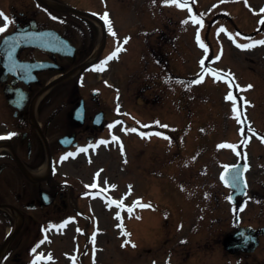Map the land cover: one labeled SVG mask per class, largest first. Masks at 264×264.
Segmentation results:
<instances>
[{
    "label": "rangeland",
    "instance_id": "rangeland-1",
    "mask_svg": "<svg viewBox=\"0 0 264 264\" xmlns=\"http://www.w3.org/2000/svg\"><path fill=\"white\" fill-rule=\"evenodd\" d=\"M110 5L113 4V0H107ZM136 1V0H133ZM121 0H116L117 4H120ZM96 5L101 6L102 0H97ZM116 5V4H115ZM160 5H163L165 7H168L169 4L165 3V0H160ZM172 6L176 9H179L185 16L186 20L190 14V11L188 8H180V6L172 4ZM203 8L200 7V20L204 22L206 25V33L208 32V25L210 23V20L215 19V15L220 13L221 17L216 19L214 22L215 29L212 31L210 30V34L206 36L207 43L213 42L214 47H209L208 49L214 50L215 53V59L217 61L218 67L232 77L234 82L237 84H242L247 90L246 94H243L245 97H249L253 94L252 90L256 89L257 86H259V83H264V77L261 74L260 69L262 70V62H256L259 68L258 71L252 70L250 63H248V66L246 68H243L240 64V59H247L250 57V53L242 56L245 49L244 47H240L241 44H250L252 43V39H241L237 38L236 34L232 28V23L234 20H236V16H234V8L237 6L235 3L231 2L230 0H204ZM161 7V6H159ZM248 10L249 8H245ZM233 12V13H232ZM251 12V11H250ZM171 13L174 17V19H181L182 15L176 11L171 10L161 13L160 20H163V14ZM134 16H131V19H121L120 22V32L125 33L129 31V27L127 29L125 28V24H128L132 27H134L136 21H145L146 19H143L149 15V11L145 9L139 8L138 11L132 13ZM245 18L248 16V13H244ZM117 16V15H116ZM207 16H210V19L207 18ZM245 18L242 16H237L236 22L240 26H245ZM251 24H255L259 22L258 16L254 17L250 15ZM234 28L236 27L235 24H233ZM215 34V35H214ZM194 35V31L190 30V38L192 40V37ZM234 35V36H233ZM211 39V41H210ZM215 40L217 41V45L215 43ZM193 42V41H192ZM137 42L131 45L132 49L130 51V54L132 53V56H134L137 45ZM193 45V44H192ZM259 51H256L255 55L256 58L252 60L258 59V57H261V53H264V45L263 46H257V49ZM199 52H201L198 49H194L192 47L190 57L185 62V66H187L191 69V72H194L197 74L198 77L194 78L197 82L200 81V78L205 79L206 84H199L196 81L190 79L191 72L184 69L183 71H172L173 75L178 74L180 77H183L186 79V81H181L185 84V86L190 85V90L188 93V96L185 97L184 105L187 108V112H185V115H189V119H187L188 124L190 123L191 129L188 130L189 125L186 124V131H188V139L191 143H193V140H195V135L199 132L204 133L202 135V146L206 148L208 152L210 149L215 151V142L217 139L222 138L223 143L226 144V147H223L222 149V155H223V162L222 166L226 162L231 161V151L229 148L231 134H232V127L234 122V104L236 103H230L225 102L223 103L222 99L225 101L226 95L228 93V90H232V94L234 93V87L230 86L232 85L228 81L220 80H213L210 78L208 73L202 72V65L199 64L200 60L198 61ZM129 54V55H130ZM129 55H126L121 61L116 62L113 64L111 69V76L110 80H112L116 85L111 84V90H110V100L113 102L114 100L118 99L119 89L121 88L122 91H125V94L123 96H120L121 99L126 100L128 113L132 115H137L142 119L143 125H149L154 122H157V120L161 121L160 123L172 122L174 123L172 126V129H179V126L182 127L184 125V119L182 117V113L178 112L174 107H176V104L178 103L177 99L179 96L182 95L183 85H180V89L178 87H170L166 82L163 84H157V89L152 87L149 91H139L138 85L140 83H144L146 80L149 79L148 74L144 72L142 67L139 65L138 62L133 63L130 62L127 57ZM240 55V56H239ZM214 57V56H213ZM219 57V59H217ZM177 61L172 60V64L174 66H179V64L176 63ZM254 62V61H252ZM162 63V65H164ZM156 66V65H155ZM180 66H183L180 64ZM160 68V66H156ZM157 68H153L152 70V78L155 76V71ZM264 71V70H263ZM169 73V71H167ZM231 73V74H230ZM109 75H106L108 77ZM104 78V79H105ZM210 79L212 81H210ZM170 81H174V79H170ZM213 84H212V83ZM95 83H100L95 79ZM222 84V85H221ZM247 85H252V87H247ZM239 90V89H238ZM260 89H257L255 92L258 93ZM241 92V90H239ZM147 92V96L145 93ZM55 95L60 94L61 91L58 89L54 91ZM264 93V89L262 91ZM106 94V90L104 92V95ZM142 94L143 97H146L145 102L147 103L145 106L140 105L137 102L138 96ZM152 94H154L158 98H153ZM159 94V95H158ZM163 95L160 97V95ZM114 99V100H113ZM260 101V99L258 98ZM257 100V101H258ZM152 101L151 104L149 102ZM141 107V108H140ZM218 107L220 108V111L218 110ZM261 107V106H260ZM259 107V108H260ZM188 108L190 110L188 111ZM263 108V107H262ZM133 110V111H132ZM143 110V111H142ZM190 111L192 113H190ZM134 112V113H133ZM143 112V114H142ZM251 113L253 117L259 116L261 112L259 109L253 108L251 110ZM219 114H222L221 116ZM174 115L178 117V120L174 118ZM257 118V117H256ZM183 121V122H182ZM186 121V122H187ZM177 122V123H176ZM171 123V124H172ZM133 129V125H131ZM116 131H112L113 127H111V134H110V147L111 151L107 152L108 150L104 148V146L100 149V153L93 156V161H88L86 156H79L78 165H77V172H78V178L84 179L88 181H92V178L99 176L102 174V179H99V182H97L100 185H104L103 182L111 184L112 181H115L119 183V186L111 187V191L114 192L116 195H120V192L127 191L128 189H133V184H135V178H134V168L136 167L135 164V154L139 146V142L136 140L135 136H131L128 138V151L130 153V161H132V164H128L124 166V169H122V157L121 154L118 151L117 147V140L114 139V137H117L119 134L123 133V130L120 127H115ZM223 128V129H222ZM131 129V130H132ZM158 135L161 134L164 136L163 133L166 132L165 126H158L157 127ZM190 132V133H189ZM165 137V136H164ZM156 145L153 147L155 151L161 152L164 150V144L162 140H156ZM137 143V144H136ZM185 151H190L192 149L193 152V146L190 144L185 145ZM214 146V149H213ZM96 158L97 161L94 159ZM205 165H203L204 169H214L216 167L215 162L213 163L212 158V151L210 152L209 156H204ZM135 164V165H134ZM217 169V167L215 168ZM214 169V170H215ZM73 170L74 167L69 165V171ZM213 171V170H211ZM212 175H207L208 180L211 179ZM95 181V180H94ZM133 181V182H132ZM178 183H182V181H178ZM183 185V184H182ZM215 189H216V184ZM136 186V184H135ZM121 188V189H120ZM159 188V187H158ZM135 195L137 192L134 193ZM141 198L139 201L138 206L135 208V211L132 215V218H129L128 226L131 228L130 230V237L131 241L126 242L125 239L120 235L121 231L117 227V220L114 218L112 214H110L111 219H107L106 217H102V224L103 229L99 227V229H102V231L109 228L111 225V229L109 231V236L111 241H107L106 244H104L102 241V244L95 243L92 241V236L94 234V225L89 229L88 234H90V244L86 240L83 242L81 248L73 255V259L78 262V264H91V250L93 246H105V250L103 251L102 248L100 249V255H102L103 262L108 264H139V261L134 258L136 257L140 251H144V249H147L149 247H156L159 244L162 243V246H158V249H154V252H157L154 254L157 258L160 259V264H167V261L165 260V254L164 249H170L172 246L173 249L170 251H173L170 256L167 258L172 259V264H231L230 262H234L236 259L239 260V264H245L246 258H242V256H235L234 259L230 260L229 257L225 256V253H222L220 249H215L210 252H202L197 249L196 244H192V248H187V244L182 245L178 241L183 240L185 237H190L192 234L191 232L186 231V233H183L182 231H179L177 233L176 227L181 226L180 220L184 221L185 226L189 225L190 221H188L186 218H183V215L185 213V210L183 207H181V218H178L175 214H173L172 208H176V205L180 204H186V201L183 202V200H178L177 198L175 200H171L172 202H168L167 200H164L163 197L157 196L155 194H151L147 191L146 187L141 188ZM228 194V190H227ZM171 206H170V205ZM143 205H150L148 207H145ZM106 214V212H104ZM111 220V221H110ZM191 225V223H190ZM184 226V227H185ZM180 229H183V227H180ZM179 229V230H180ZM185 229H187L185 227ZM120 232V233H119ZM81 234V231H80ZM88 234H83L84 238L88 237ZM168 235H172L171 242L167 245H164L163 242L165 238H168ZM184 237V238H183ZM192 237V236H191ZM106 240V238H105ZM106 242V241H105ZM191 242L193 243L194 241ZM107 246L110 247L107 248ZM116 248V249H113ZM160 252V253H159ZM119 254L121 256H119ZM129 255H131L133 258H129ZM112 256V257H111ZM140 258L142 257L139 255ZM151 254H147L144 252L142 261L145 264L149 263L151 258ZM191 259L189 261H185L187 259ZM241 258V259H239ZM130 259V260H129ZM134 260V261H131ZM235 263H237L235 261Z\"/></svg>",
    "mask_w": 264,
    "mask_h": 264
},
{
    "label": "flooded vegetation",
    "instance_id": "flooded-vegetation-1",
    "mask_svg": "<svg viewBox=\"0 0 264 264\" xmlns=\"http://www.w3.org/2000/svg\"><path fill=\"white\" fill-rule=\"evenodd\" d=\"M70 1L78 5L75 6H80L88 10L89 4L94 0H25L21 8L13 10L11 21L14 25L12 31L18 28L27 31L33 30L34 28L46 29L54 27L58 29L63 36L70 39L76 46V51L73 55H64L48 51L42 52L37 48L26 47L21 49L16 55L18 68H15V72L6 71L0 62V90L11 89L12 91L9 97L14 103L0 104V120L5 122L11 118V120L16 121H13L12 125L19 132H16L17 138L13 137L11 139V144L18 151L15 142L20 140L22 143V147L20 148L21 151L25 156L30 157L29 160L27 159V161L30 162L29 168L35 170L40 167L43 158L40 154L42 151L41 148L36 146V140L40 133L37 129L34 116L39 121L40 119L43 120L41 125L44 131L49 135H51V133L48 131L51 130L50 124L54 116H51L53 114V109L49 105L51 101L43 100L35 103L34 97L39 92L41 86L49 81L50 75L53 72H59L60 70L67 71L70 67L81 65L89 56H94L95 47L100 44V37H102L100 30H98L91 19H86L85 16L60 13V11L57 10L56 7L60 3L72 4ZM80 32L85 36L83 41H80L77 36H74L78 35ZM105 50L106 48L103 49L101 55ZM40 60H50L53 62L52 69L36 68L33 76H27L26 67H34L35 62ZM97 61L98 58L96 61L94 60L95 63ZM79 81L80 77H76L74 80L75 84L72 99L57 101L59 107L55 114L68 116L72 108L79 104L80 101H83L85 109L84 123L79 125L70 119L71 121L63 123L60 127L56 124V127L52 129L53 132L61 130L73 132L77 139H82L85 136L92 138L94 133L99 134L108 127L110 122V108L105 101H102L96 96L91 97L90 87L88 85L81 86ZM20 91H28V98L26 99L25 96L19 94ZM99 112L104 113L105 119L101 125H95L93 123V118ZM261 118L264 122V116ZM258 129V131H254L247 128V130L244 131L246 132L244 135L247 137L241 138L244 141L239 142L238 137L240 134L238 132L234 137V148L240 153L234 158L236 160L235 163H246L248 182V192L246 196L237 199V202L232 205L234 213L237 214L234 229H237L240 225L252 226L255 229L264 227V139H262V137H264V131L260 129V125ZM20 133H22L21 138ZM248 141L250 142L248 143ZM54 143L55 142H53V144ZM25 147L27 153H25ZM242 147L244 151H241ZM61 148L62 147L54 148L55 154L58 150L62 152ZM19 189H21L20 186L15 187L12 190L13 196H10L8 199H6V196H0L2 202L24 203L20 200L25 191L18 193L17 190ZM48 191L54 193L56 196L53 203V207L56 210L61 209L62 206H67L66 200L69 198V194L73 195L71 189L65 187L60 182L57 183L54 181L49 182ZM34 192L36 191L34 190ZM39 200L40 198L38 196L33 197V201L36 202ZM240 214L242 216H240ZM29 219H33L34 224L38 222L31 214H26V221ZM27 229V237L37 236L36 230L30 224H28ZM1 236L2 233H0V241ZM262 242L264 246V237H262Z\"/></svg>",
    "mask_w": 264,
    "mask_h": 264
},
{
    "label": "snow or ice",
    "instance_id": "snow-or-ice-1",
    "mask_svg": "<svg viewBox=\"0 0 264 264\" xmlns=\"http://www.w3.org/2000/svg\"><path fill=\"white\" fill-rule=\"evenodd\" d=\"M168 2H169V0H165V3H168ZM181 6H183V5H181ZM0 15H4L3 12H2V10H0ZM4 19H5V21L11 22V19L7 15H4ZM105 19H107V14H105ZM262 22H264V21H262ZM109 26L111 27V22L110 21H109ZM6 28H7V23L5 25H3V26H0V32H4ZM113 35H115V32L114 31H113ZM127 39H129V38H125V43L127 42ZM256 43L264 44V40H262V41H256ZM250 46H252V45H250V44H241L240 45V47H244V48L250 47ZM119 51H121V48L118 47L116 49V51L113 52L107 59H112V57L113 56H116ZM217 59H219V57H217ZM106 62H107V60L104 63H106ZM213 71H215V70H213ZM247 87L250 88V87H252V85H247ZM233 98L234 97L229 96V99H233ZM117 123H119V121H117ZM157 123H159V121H157ZM110 127H111V125H110ZM165 127H167V125H165ZM132 131H135V129H132ZM13 135H16V133L10 132V133H7L6 134V136H8V137H11ZM114 139H119V137H114ZM262 139H264V137H262ZM101 142H106V141H101ZM223 146L224 145H221V147H223ZM228 146L229 147H233V148L235 147V145H228ZM84 150H86V149H81V151H84ZM68 155H74V154L73 153H69ZM225 182L227 183V181H225ZM229 199H231V197H229ZM137 202L139 203V201H137ZM143 206L148 207L150 205H143ZM35 251H36V249L34 248L33 249V252H35ZM40 259H43L42 254L40 256H37L36 257V259L33 261V264H36V261L37 260H40ZM48 259H51V256L50 255L48 256Z\"/></svg>",
    "mask_w": 264,
    "mask_h": 264
}]
</instances>
